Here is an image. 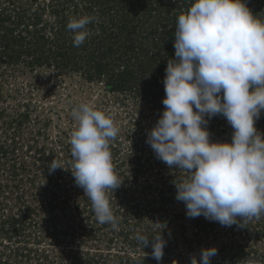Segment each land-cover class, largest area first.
Wrapping results in <instances>:
<instances>
[{
	"label": "rangeland",
	"instance_id": "1",
	"mask_svg": "<svg viewBox=\"0 0 264 264\" xmlns=\"http://www.w3.org/2000/svg\"><path fill=\"white\" fill-rule=\"evenodd\" d=\"M126 2L0 0L2 10L21 16L18 25L16 19L4 25L13 30L12 56L0 48V264H158L153 236L144 248L135 238L158 231L165 241L159 264H191L210 246L217 248L210 264H264V214L243 227L188 217L174 183L186 174L166 165L147 142L165 107L175 23L192 0ZM244 3L264 19V0ZM84 14L96 20L75 47L66 25ZM36 16L37 36L26 32ZM38 36L43 47L33 40ZM126 69L130 79L117 87ZM81 103L111 117L119 130L109 149L122 183L107 192L116 227L97 222L70 170V133L77 127L71 111ZM255 127L264 136V111ZM207 128L210 141L231 142L224 116H213ZM53 159L64 168L50 174Z\"/></svg>",
	"mask_w": 264,
	"mask_h": 264
},
{
	"label": "clouds",
	"instance_id": "2",
	"mask_svg": "<svg viewBox=\"0 0 264 264\" xmlns=\"http://www.w3.org/2000/svg\"><path fill=\"white\" fill-rule=\"evenodd\" d=\"M95 20L88 14L69 18L75 47L91 35L88 25ZM175 25V59L168 60L163 79L165 107L147 142L166 165L186 174L174 183L188 217L243 227L264 214V136L255 127L264 111V19L244 0H192ZM71 115L77 122L69 140L75 183L90 199L97 222L116 227L107 192L122 183L109 149L119 130L90 103ZM216 115L231 125V142L210 141L207 125ZM48 167L50 174L64 168L55 159ZM149 235L159 264L165 246L159 231L135 238L144 248ZM216 255L215 246L202 248L191 264H210Z\"/></svg>",
	"mask_w": 264,
	"mask_h": 264
},
{
	"label": "trees",
	"instance_id": "3",
	"mask_svg": "<svg viewBox=\"0 0 264 264\" xmlns=\"http://www.w3.org/2000/svg\"><path fill=\"white\" fill-rule=\"evenodd\" d=\"M126 5L127 6L130 5L129 0H128V2H126ZM256 8H257L256 10H258V7H256ZM15 9H16V7H15ZM15 19H16V22H17L16 25H18L20 23V21H21V16L20 15H17L16 12L15 13L13 12V15L12 14H8L6 11H4V10H2L0 8V28L1 27L2 28L5 27V29L3 30L4 33L3 32H2V34L0 33V48L5 50V51H7V53H9L10 56H12V54H11L12 52H10L8 50L10 49V46H11L13 40H14L13 35H12L13 34V30L11 28H9L8 26H4V25L7 23V21H12V20L15 23ZM31 21H32V23H31L30 27L29 28L26 27V32H31L33 35H36L38 32L36 30H33V27H36V25H37V23L39 21L38 16H36V18H31ZM20 38H21V36H20ZM43 39H44L43 36H38V40L33 38L34 42L35 43H40V45L42 47L44 46L43 45L44 44L43 41H45ZM72 48H73V46H72ZM48 49L51 50L50 47ZM166 51L169 54L170 51L168 49H166ZM60 55H61V57H65L66 54L65 53H61ZM69 55H72V57H74V55L71 54V53H69ZM3 57L4 56H2V55L0 56V58H3ZM35 61L37 63H40L39 58H35ZM97 67L99 68L100 66L98 65ZM130 76H131V72L130 71H128L127 69L124 70V71L122 70L120 72V74H118V79H117V82H116L118 84L117 87H119L122 83L124 84V83L128 82L129 79H130ZM132 79H133V77H132Z\"/></svg>",
	"mask_w": 264,
	"mask_h": 264
}]
</instances>
